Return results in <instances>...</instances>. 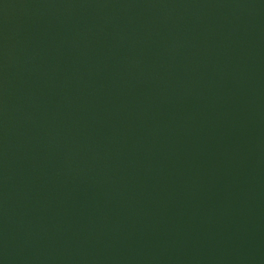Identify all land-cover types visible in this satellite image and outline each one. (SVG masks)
Wrapping results in <instances>:
<instances>
[{"label":"water","instance_id":"water-1","mask_svg":"<svg viewBox=\"0 0 264 264\" xmlns=\"http://www.w3.org/2000/svg\"><path fill=\"white\" fill-rule=\"evenodd\" d=\"M0 264H264V0H0Z\"/></svg>","mask_w":264,"mask_h":264}]
</instances>
